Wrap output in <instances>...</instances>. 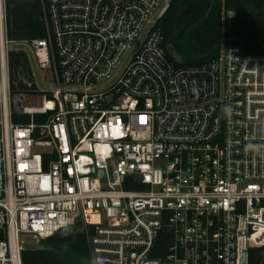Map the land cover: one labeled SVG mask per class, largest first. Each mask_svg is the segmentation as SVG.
<instances>
[{
    "label": "built area",
    "instance_id": "obj_1",
    "mask_svg": "<svg viewBox=\"0 0 264 264\" xmlns=\"http://www.w3.org/2000/svg\"><path fill=\"white\" fill-rule=\"evenodd\" d=\"M8 1L34 0H0V264L76 227L90 264H264V56L176 66V0H41L45 37L14 42ZM10 48L46 89L11 92Z\"/></svg>",
    "mask_w": 264,
    "mask_h": 264
},
{
    "label": "trees",
    "instance_id": "obj_2",
    "mask_svg": "<svg viewBox=\"0 0 264 264\" xmlns=\"http://www.w3.org/2000/svg\"><path fill=\"white\" fill-rule=\"evenodd\" d=\"M45 1V0H43ZM7 37L10 41H33L45 37L43 2L8 1L5 5ZM232 11L231 21L222 13ZM157 30L163 47L180 68H197L216 60L224 46L239 49L242 56H264V0H176L170 4ZM10 89L16 94H34L36 71L28 56L10 48L8 52ZM74 242L24 248L22 264H90L85 236L74 228ZM169 238L164 233L153 252L164 257Z\"/></svg>",
    "mask_w": 264,
    "mask_h": 264
},
{
    "label": "water",
    "instance_id": "obj_3",
    "mask_svg": "<svg viewBox=\"0 0 264 264\" xmlns=\"http://www.w3.org/2000/svg\"><path fill=\"white\" fill-rule=\"evenodd\" d=\"M74 230L64 228L57 231L54 235L44 240L46 245H69L74 242Z\"/></svg>",
    "mask_w": 264,
    "mask_h": 264
},
{
    "label": "rangeland",
    "instance_id": "obj_4",
    "mask_svg": "<svg viewBox=\"0 0 264 264\" xmlns=\"http://www.w3.org/2000/svg\"><path fill=\"white\" fill-rule=\"evenodd\" d=\"M34 73H35L34 74L35 75V84L37 86H39L41 89H46L49 86L48 84L44 85L43 83L39 84V82H38L39 75H41L44 72H40L38 70H36V71L34 70ZM35 102H37V100ZM21 240H23L22 245H23L24 248H27V249H39V248L42 247L40 244L36 243L31 238H22Z\"/></svg>",
    "mask_w": 264,
    "mask_h": 264
}]
</instances>
